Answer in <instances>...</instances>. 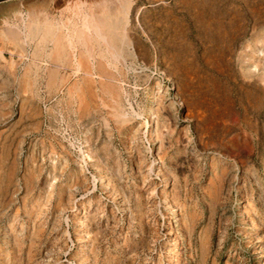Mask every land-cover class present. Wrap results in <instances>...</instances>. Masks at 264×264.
Returning <instances> with one entry per match:
<instances>
[{
	"label": "rangeland",
	"instance_id": "1",
	"mask_svg": "<svg viewBox=\"0 0 264 264\" xmlns=\"http://www.w3.org/2000/svg\"><path fill=\"white\" fill-rule=\"evenodd\" d=\"M0 264H264V0L0 3Z\"/></svg>",
	"mask_w": 264,
	"mask_h": 264
},
{
	"label": "bare ground",
	"instance_id": "2",
	"mask_svg": "<svg viewBox=\"0 0 264 264\" xmlns=\"http://www.w3.org/2000/svg\"><path fill=\"white\" fill-rule=\"evenodd\" d=\"M117 3V2H116ZM196 5V4H195ZM123 7H124V4L122 5V4H109V5H103V6H98L97 7V13H95V15H93L91 18H92V20H91V22H93L94 23V25H92V27H93V29H94V31L96 32V33H98L99 35L100 34H102V33H105L108 37H106L107 38V43L106 44H108L109 46H110V48H112L113 46L115 47L116 45H117V43H118V39H117V35H118V25H119V14H120V11H122V9H123ZM93 12V11H92ZM197 12V11H196ZM87 13V12H86ZM32 17V16H31ZM90 18V19H91ZM84 20V19H83ZM118 22V23H117ZM46 23V22H45ZM93 23H91V24H93ZM42 25V24H41ZM43 25H46V24H44L43 23ZM49 25V24H48ZM86 25V24H85ZM88 25V24H87ZM39 26V25H38ZM55 26V25H54ZM53 26V27H54ZM91 26V25H90ZM28 27H29V25H28ZM27 27V28H28ZM34 27V26H33ZM45 27V26H44ZM89 27V26H88ZM41 28H43L42 26H41ZM51 28H52V26H51ZM90 28V27H89ZM172 28V27H171ZM45 29V28H44ZM53 29V28H52ZM83 29H85V28H83ZM28 30H29V28H28ZM27 30V31H28ZM41 30V29H40ZM86 30V29H85ZM84 30V31H85ZM91 31H92V29H90ZM42 31H43V29H42ZM57 31V30H56ZM93 31V32H94ZM76 32V31H75ZM79 32V31H78ZM10 33V32H9ZM39 33H41V32H39ZM19 34V33H18ZM28 34V33H27ZM54 34V33H53ZM62 34V33H61ZM76 34V33H75ZM51 35V34H50ZM26 37H27V35H25ZM53 36V35H52ZM101 36V35H100ZM10 39H12L13 41H14V39H16L15 37H14V35L13 34H9V36H8ZM62 37V36H61ZM82 37V36H81ZM49 38V35H47V34H44V31H43V35H42V41H44V40H46V39H48ZM50 38H52V37H50ZM54 38H55V36H54ZM67 38V37H66ZM66 38H64V39H66ZM80 38V37H79ZM86 38V37H85ZM64 39H62V40H64ZM8 40V39H7ZM20 40V39H19ZM30 40V39H29ZM39 40V39H38ZM49 40V39H48ZM53 40H56V39H53ZM75 40V39H74ZM83 40V39H82ZM104 40H106L105 38H104ZM103 40V41H104ZM72 41V40H71ZM88 41V40H87ZM90 41V40H89ZM102 41V42H103ZM19 42V41H18ZM20 42H21V40H20ZM19 42V43H20ZM50 42V41H49ZM59 41H57V43H58ZM70 42V41H69ZM25 43V42H24ZM66 43V42H65ZM90 43V42H89ZM22 46V45H21ZM120 46V45H119ZM56 47V46H55ZM73 47V46H72ZM106 47V46H105ZM37 49V48H36ZM112 49H115V48H112ZM41 50V49H40ZM60 50V49H59ZM58 50V51H59ZM116 50V49H115ZM118 50V49H117ZM36 51H38V50H36ZM67 51H68V49H67ZM107 51V50H106ZM60 52V51H59ZM87 52V51H86ZM39 53V52H38ZM44 53V52H43ZM52 53V52H51ZM35 56H36V54H35ZM34 56V57H35ZM83 56V55H82ZM119 56V55H118ZM57 57V56H56ZM67 57H68V55H67ZM39 58V57H38ZM71 58V57H70ZM47 59H49V58H47ZM112 60V59H111ZM52 61V60H51ZM70 61V60H69ZM65 62H67L66 60H65ZM58 64V63H57ZM109 72V71H108ZM25 73V72H24ZM193 74V73H192ZM106 77V76H105ZM30 82V81H29ZM28 83V82H27ZM107 84V83H106ZM109 84V83H108ZM27 87V86H26ZM29 88V87H28ZM26 90V89H25ZM109 90V89H108ZM112 90V89H111ZM6 158V157H5Z\"/></svg>",
	"mask_w": 264,
	"mask_h": 264
},
{
	"label": "water",
	"instance_id": "3",
	"mask_svg": "<svg viewBox=\"0 0 264 264\" xmlns=\"http://www.w3.org/2000/svg\"><path fill=\"white\" fill-rule=\"evenodd\" d=\"M7 1H11V0H0V3H4V2H7Z\"/></svg>",
	"mask_w": 264,
	"mask_h": 264
}]
</instances>
